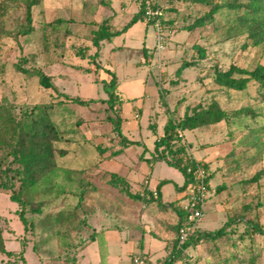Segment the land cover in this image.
<instances>
[{"label":"rangeland","instance_id":"rangeland-1","mask_svg":"<svg viewBox=\"0 0 264 264\" xmlns=\"http://www.w3.org/2000/svg\"><path fill=\"white\" fill-rule=\"evenodd\" d=\"M159 2L170 31L160 57L145 54L140 44L128 41V36L138 40L133 30L126 38L111 37L113 46H123L125 39L117 54L106 46L101 60L117 71V92L122 100L112 111L102 99L107 95L96 57H92V30L104 20L124 27L139 11L141 0H40L32 7V30L28 34L20 33L28 26L24 0H0L4 7L0 16L4 29L0 32V102L12 105L17 116L35 104H52L51 119L73 142L61 144L70 147L71 154L59 159L60 168L52 177L22 193L25 201L43 203L38 212L31 211L30 204L25 207L27 228L17 215L20 206L9 198L11 192L0 190V227L4 229L5 246L15 251L12 259L20 261L22 254L25 258V263L17 264H76L75 255L66 248L71 233L84 230L88 225L86 214L95 206L113 211L124 196L128 197L122 191L124 185L110 183L112 172L100 166L105 158L96 163L99 148L105 147L107 156L121 147L109 117L118 114L125 135L137 142L126 150L132 159L138 155L130 163L134 170L140 168L141 174L145 164L143 167L144 161L138 157L143 149L145 157L151 156L152 143L164 126L212 100L231 116L194 132L184 131L198 151L189 150V154L197 159L202 152L198 161L207 165L210 174L209 196L198 225L211 232L230 221L224 236L202 243V264H264V90L254 81L239 91L223 89L214 82L215 68L227 70L236 65L253 70L264 65V41L255 45L247 32L237 33L236 17L244 13L242 8H221L204 24L184 30L211 6L189 0ZM145 36L142 45L153 48L156 41L151 24ZM195 44L205 50L204 58L198 59ZM192 59H197L195 66L176 74L183 61ZM18 66L29 73L19 71ZM39 70L50 76L56 89L40 83L35 74ZM64 94L94 98L95 102L80 105ZM143 97L149 100L143 101ZM241 108L249 111L234 114ZM80 153L83 157L76 160ZM154 164L152 183L156 176L173 180L163 185V200L185 191L177 186L184 180L181 170L165 161ZM74 166L78 168L72 169ZM132 186L136 189L138 183ZM128 198L131 200L125 202L126 207H142L138 200ZM174 223L167 228L170 244L176 236ZM253 224L263 232H254ZM79 236V246L90 239L84 231ZM198 261L195 264H201Z\"/></svg>","mask_w":264,"mask_h":264},{"label":"trees","instance_id":"trees-1","mask_svg":"<svg viewBox=\"0 0 264 264\" xmlns=\"http://www.w3.org/2000/svg\"><path fill=\"white\" fill-rule=\"evenodd\" d=\"M193 3L211 6L205 15L197 19L192 25L184 27V30H192L195 26L204 24L206 19H212L213 15L221 8L228 7L229 9L237 10L244 9V13L237 15V33L247 32L248 36L252 38V43L257 45L264 41V0H247L246 2L227 0L223 3L215 2L214 0H189ZM25 2V20L27 25L21 29L20 33L28 34L32 30V7L39 4L40 0H24ZM151 4L154 8H159L162 11L161 19L165 28H169V23L163 18L164 8L160 5L159 0H141L139 11L132 17V19L122 28L111 30L110 23L104 20L96 29H93V45L95 52L92 57H96L98 69L102 74L101 83L106 92L107 97L104 99L108 104V108L115 110V104L121 103V97L117 92V77L113 69L106 66H101L97 62L98 50L100 43L103 40H109L111 37L119 35L126 31L133 23L145 18V7ZM4 13V7L0 3V16ZM4 29L0 26V32ZM198 50V59L205 57V50L198 44L194 45ZM197 64V59L185 60L176 69V74L181 73L188 67H193ZM19 67V66H18ZM1 70V69H0ZM19 71L29 73V70L19 67ZM35 74L40 77V83L46 88L56 89V86L50 81V76L42 71H35ZM237 75V76H236ZM254 81L259 84L264 90V65H257L253 70L240 68L236 65H231L227 70L214 69V82L225 89L243 90L247 83ZM263 92V91H262ZM67 99L80 104L88 105L95 102L94 98L82 99L80 97H69L64 94ZM53 107L52 104H35L31 108H25L17 116L12 105L0 102V190L10 191L9 198L16 202L20 209L17 210L19 219L27 228L28 221L25 217V207L30 204V210L38 212L42 201H25L22 198V193L28 191L30 188L37 185L42 180H49L52 174L60 168L58 163L60 158L70 156V147H65L61 144H73L70 138L63 136L55 122L51 119L49 110ZM249 110L241 108L235 111L234 114L247 113ZM116 112V111H115ZM230 111L223 109L219 102L212 100L205 107H195L192 113L185 112L184 116L176 121H171L163 128V134L155 140L154 151L150 161H165L168 165L181 170L185 176V184L182 188H186L188 183L192 181V177L187 173V166H194V159L189 154V145L185 139L184 131L202 128L212 124H216L230 115ZM254 116V115H253ZM113 123L114 128L120 138L121 147L113 150L107 157H113L122 152L123 148L131 144L137 143L128 139L121 131V120L117 114L114 117H109ZM155 132V131H154ZM182 133V137L179 136ZM97 151L96 163L102 161L103 154L107 150L105 147L99 148ZM70 153V154H69ZM74 156V155H73ZM83 157L80 153L78 158ZM196 160V159H195ZM207 172L206 180L210 179V174L206 164H203ZM82 170V169H79ZM115 185H124L122 191L128 197L135 200L149 203L151 201H158L157 198H144L137 193L130 191L129 183L121 175L112 173L109 179ZM168 180H163L157 185L159 191L160 187L167 183ZM220 189V188H219ZM46 192V190H45ZM178 221L176 223V236L171 243V253L168 259L161 264H172L182 257V250L177 248L178 245V231L180 222L184 219V213L178 209ZM1 220V215H0ZM230 224L227 221L225 225L215 231H205L199 226L192 233L187 240L182 244V249H191L199 243H207L215 240L226 234V226ZM254 232L262 233V229L257 225L251 226ZM4 229L0 227V254H6L9 258L1 264H14L16 259H12L15 254L9 251L5 246ZM23 260V258H21ZM147 264L148 263L147 261Z\"/></svg>","mask_w":264,"mask_h":264},{"label":"crops","instance_id":"crops-1","mask_svg":"<svg viewBox=\"0 0 264 264\" xmlns=\"http://www.w3.org/2000/svg\"><path fill=\"white\" fill-rule=\"evenodd\" d=\"M112 23H110L111 30L120 29V27L118 28V26H116L114 22ZM148 25L149 24L145 20H138L137 22L133 23L126 31L117 36L120 37L125 35L124 38H126V34L130 30H133L134 36L138 37V40H134L132 37L128 36V41L130 40V42L134 43L136 41L135 45L137 46L140 44L142 52L146 54L149 52L151 47L146 46L145 44L142 45V43L145 42L143 39L146 38L145 32ZM110 42L111 38L109 40H103L100 43V48L98 50L99 54L97 58V62L101 66L103 65L108 68H110V66H108L106 63H103L101 60L102 58H104L106 46H108L110 52H114L117 54V52L122 47H124L125 39L122 42L123 46L119 44L113 46V43ZM95 50L96 49H94V52ZM114 71L117 77V71L115 69ZM148 100L149 98L144 99L143 97V101ZM122 124L123 123L121 121V126ZM121 130L125 135L123 129ZM195 130L196 129H193L192 131L194 132ZM156 131L157 130H155V132ZM187 131L189 130H185V132ZM161 135L156 136L155 140L158 139ZM155 140L152 143L153 151ZM186 141L189 145V150H191V153L192 151L198 152L195 150V147L191 145V141H188L187 139ZM126 149L127 147L123 148L121 153L111 158H107L109 154L106 156V153H104L103 156L105 159L100 163V166L102 168H106L105 170H108L109 172L117 173L125 178V180L129 183L130 191L132 193H137L140 195V191L144 187V182L147 181V185L150 189L157 190L159 202L151 201L149 203H144L142 201H139V203L142 204V207L130 208L125 206V202L127 200L130 201L131 199L124 196V201L120 200L119 204L116 205L117 207H115L113 211H110L108 207H101L99 205L92 208L86 214V222L88 225L84 227L83 230L86 234H89L90 239L79 246V233L83 232L81 230L80 232H72V237H70V239H68L67 241L68 246L66 248H69L68 250H70L71 255H75L76 264H135L134 259L139 256L146 257L148 263L150 264H161L170 256L171 244L168 241V239L170 238V233L168 232L167 228L169 224L174 222V224L177 223L176 221L179 217L178 209H180L179 204L181 201H183L187 188H182L185 189V191L177 193V195L174 196L173 199L167 200L165 198V200H163L164 184L160 187L159 191L157 189V185L163 180H168L167 183H169L170 181L172 182L173 180L169 178H159L160 176H156L155 178L157 179L154 178V182L152 183L151 175L153 171L151 168L155 165L154 163L156 161H150L149 159H151L153 151H151V156L148 157L144 156L145 149H143V151L141 152V157L138 158L144 161V163L142 164L143 167L145 164V170H142L141 174H139L138 171L140 170V168H136V171L134 170V166L130 163L131 160L136 161V157L138 155L136 154L137 156L135 157V159H132V156L127 152ZM201 153L202 152H200L199 157L197 156V159L193 156L192 157L196 160H199L200 158H202ZM81 158H76V160H79ZM77 168L78 166L72 167V169ZM69 169H71V167ZM133 182L138 183V187L136 189H133ZM184 184L185 176L181 184L177 182L179 191L182 190L180 187H183ZM106 200H108V198H106ZM200 228L202 229V227ZM4 238L6 240L5 236ZM9 251L15 252L14 250ZM190 251L195 256L194 261L198 259V263L202 264V242L192 247ZM196 255L198 256L197 258ZM8 258L9 257L6 254H0V264L6 261ZM22 258L23 260L17 261L14 264L20 262L25 263L23 254ZM39 258L40 261L43 259V257L41 256ZM176 263L181 264V261L176 260L172 262V264Z\"/></svg>","mask_w":264,"mask_h":264},{"label":"built area","instance_id":"built-area-1","mask_svg":"<svg viewBox=\"0 0 264 264\" xmlns=\"http://www.w3.org/2000/svg\"><path fill=\"white\" fill-rule=\"evenodd\" d=\"M162 11L159 8H154L151 4L145 7V21L151 24L154 28L155 46L150 48V54H158L165 49V45L170 38V31L164 27L161 19ZM160 65V64H159ZM182 137V133L179 132ZM194 166H187L186 171L192 177L187 185L183 201L180 202L179 207L184 213V219L180 222L179 231L177 234L178 245L177 248L182 250L181 264H194V255L190 249H182V244L187 238L195 232L198 227V222L203 216V209L206 200L209 196V185L206 180L207 172L202 162L194 159ZM140 196L150 199L157 198L158 192L156 189H150L147 181L144 182V187L140 191ZM135 264H147V259L144 256H139L134 259Z\"/></svg>","mask_w":264,"mask_h":264}]
</instances>
